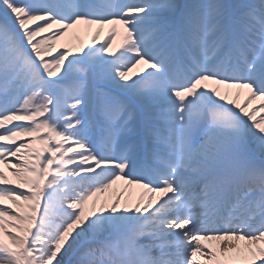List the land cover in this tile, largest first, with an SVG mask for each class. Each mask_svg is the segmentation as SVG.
I'll return each instance as SVG.
<instances>
[{
    "label": "snow or ice",
    "instance_id": "6c2138e0",
    "mask_svg": "<svg viewBox=\"0 0 264 264\" xmlns=\"http://www.w3.org/2000/svg\"><path fill=\"white\" fill-rule=\"evenodd\" d=\"M0 14V264H264V0Z\"/></svg>",
    "mask_w": 264,
    "mask_h": 264
},
{
    "label": "bare ground",
    "instance_id": "6f19581e",
    "mask_svg": "<svg viewBox=\"0 0 264 264\" xmlns=\"http://www.w3.org/2000/svg\"><path fill=\"white\" fill-rule=\"evenodd\" d=\"M89 35L90 34H87V33H81V37H84V36L86 37V38H84L85 40L90 37ZM121 36H122V33L117 37V42H119V40L121 39ZM70 37L71 36L66 37L65 40L61 41V43L68 42L70 44V46L73 47V49L75 50L80 44H78V43L76 44V42L74 41V38H70ZM102 39H103V36L101 37V40ZM79 42H81V41L79 40ZM122 187H123V182H118V184L114 185L113 188L110 189L107 193H103L102 194V195H104L103 198H105V197H108L110 199L114 198L116 193H120V190H121ZM112 190H115V191L112 192ZM130 192H131V194H130ZM142 192H143L142 189H140L138 187H137V189H135L134 186H133L128 191L124 192V194L121 197V199L124 200V199L131 198L133 201H136L140 197ZM129 194H130V197H129ZM103 198L101 197V199H103Z\"/></svg>",
    "mask_w": 264,
    "mask_h": 264
},
{
    "label": "rangeland",
    "instance_id": "374dc122",
    "mask_svg": "<svg viewBox=\"0 0 264 264\" xmlns=\"http://www.w3.org/2000/svg\"><path fill=\"white\" fill-rule=\"evenodd\" d=\"M87 34H88V33H87ZM89 36H90V35H89ZM118 36H119V35H117V37H118ZM117 37H116V39H117ZM70 38H74V41L76 42V44H77V43H78V44L81 43V42H79V40H77L74 36H71ZM84 38H86V37H85V36L82 37V39H84ZM89 38H90V37H89ZM89 38H88V39H89ZM113 191H115V190H112V192H113ZM114 194H115V193H114ZM118 194H119V193H116L115 196L118 195ZM130 194H131V192H130ZM130 194H129V197H130ZM101 195H102V194H100V196H101ZM101 197L103 198L104 195H102ZM146 199H147V195H146ZM129 200H130V201H133L131 198H129Z\"/></svg>",
    "mask_w": 264,
    "mask_h": 264
}]
</instances>
